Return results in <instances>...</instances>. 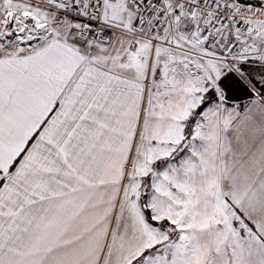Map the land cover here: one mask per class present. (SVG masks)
<instances>
[{"label": "snow or ice", "instance_id": "obj_1", "mask_svg": "<svg viewBox=\"0 0 264 264\" xmlns=\"http://www.w3.org/2000/svg\"><path fill=\"white\" fill-rule=\"evenodd\" d=\"M0 264H264V0H0Z\"/></svg>", "mask_w": 264, "mask_h": 264}]
</instances>
